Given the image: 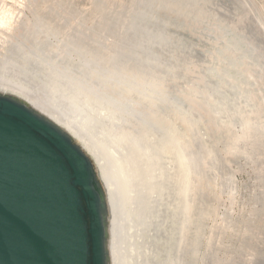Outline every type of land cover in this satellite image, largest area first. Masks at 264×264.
<instances>
[{
    "label": "rangeland",
    "instance_id": "374dc122",
    "mask_svg": "<svg viewBox=\"0 0 264 264\" xmlns=\"http://www.w3.org/2000/svg\"><path fill=\"white\" fill-rule=\"evenodd\" d=\"M135 1L0 0V84L15 90L0 85V96L24 98L21 91L59 107L50 84L13 62L29 51L22 42L79 71L93 59L85 49L112 53ZM205 7L212 24L203 29L194 22L164 31L150 26L168 37L167 44L150 47L157 87L146 95L131 93V111L141 103L148 118L173 132L146 131L132 113L120 117L92 100L86 109L106 134L93 143L103 172L125 168L130 204L139 194L157 200L154 216L162 230V213L178 210L170 264H264V0H207ZM229 37L242 43L235 58L216 54ZM234 45L233 39L228 47ZM93 82L112 93L125 89L113 78ZM217 85L221 90L212 92ZM157 93L165 108L155 113ZM123 144L128 152L121 162ZM152 251L148 246L144 252Z\"/></svg>",
    "mask_w": 264,
    "mask_h": 264
},
{
    "label": "bare ground",
    "instance_id": "6f19581e",
    "mask_svg": "<svg viewBox=\"0 0 264 264\" xmlns=\"http://www.w3.org/2000/svg\"><path fill=\"white\" fill-rule=\"evenodd\" d=\"M206 1L136 0L133 17L123 26L124 36L112 53L105 57L94 50L85 49L84 53H90L93 58L89 62L92 66L86 63L78 68L79 71H72L67 64L50 59L47 52L39 51L34 44L26 46V40L22 42V46L29 49L27 55L22 58L17 56L13 58V62L20 66L22 72L31 73L50 84L60 106L47 104L21 91L18 93L24 98L13 96L15 97L12 98L13 102L61 133L89 165L95 186L99 189L102 206L100 209L104 231V264H170L175 250L174 234L179 214L176 208L164 211L160 217L165 224V230H162L154 216V211L158 208L157 200H149L145 195L139 194L133 204L128 202V188H124L125 168L122 164L115 166L117 172L108 173L100 169L101 156L93 142L99 137L106 138L105 128L99 117L87 111L86 104L91 105L94 100L100 106L110 107L120 117L132 113L145 130L149 129L160 134H163V130L172 133V129L161 124L159 119L148 118L147 109L141 103H138L136 110L131 111L129 109V105L132 104L131 93L146 95L157 87L150 70L156 61L151 57L150 47L153 44H167L168 37L163 32L151 31L150 26L156 24L164 31L168 26L182 28L191 26L194 22L203 29L204 26L212 24L206 15ZM220 31L218 28L213 32ZM233 39L235 45L229 48ZM237 40V37H229L224 46H219L216 54L230 52V58H235L234 49L242 45L241 40ZM76 46L81 48L79 42ZM48 62L50 67L47 68L45 65ZM222 71L226 74L224 69ZM55 73L58 74L56 78H54ZM230 75L233 74L230 73ZM111 78L124 83L123 92L112 93L104 87H95L93 84L95 79L105 81ZM219 90L221 89L218 85L212 88V92H219ZM155 96H158L160 105L153 107L150 111L157 113L164 110L165 104L160 93ZM16 98H19V101H16ZM130 139V142L136 140L133 135ZM123 145L117 152L122 158H119L121 162L124 161L125 151L128 152V147ZM102 157L106 161L105 157ZM148 246L152 247L151 255L144 252Z\"/></svg>",
    "mask_w": 264,
    "mask_h": 264
},
{
    "label": "water",
    "instance_id": "95a60500",
    "mask_svg": "<svg viewBox=\"0 0 264 264\" xmlns=\"http://www.w3.org/2000/svg\"><path fill=\"white\" fill-rule=\"evenodd\" d=\"M98 193L61 133L0 97V264H104Z\"/></svg>",
    "mask_w": 264,
    "mask_h": 264
}]
</instances>
